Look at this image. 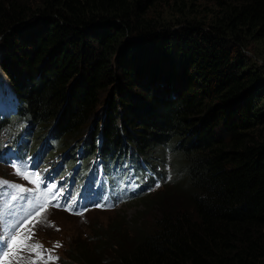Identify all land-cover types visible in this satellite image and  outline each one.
<instances>
[{
    "label": "trees",
    "instance_id": "1",
    "mask_svg": "<svg viewBox=\"0 0 264 264\" xmlns=\"http://www.w3.org/2000/svg\"><path fill=\"white\" fill-rule=\"evenodd\" d=\"M166 2L0 0V72L19 102L0 120V153L12 125L16 154L29 135L25 148L51 170L99 144L106 159L156 160L161 176L170 151L185 180L173 188L192 215L166 214L129 248L119 234L88 238L66 264H264V66L246 54L258 45L264 60V0H212L208 23L179 31Z\"/></svg>",
    "mask_w": 264,
    "mask_h": 264
},
{
    "label": "rangeland",
    "instance_id": "2",
    "mask_svg": "<svg viewBox=\"0 0 264 264\" xmlns=\"http://www.w3.org/2000/svg\"><path fill=\"white\" fill-rule=\"evenodd\" d=\"M167 1L163 3L165 8L164 11L162 10L166 21L178 24L177 22L182 20L180 25H174L176 27L173 31L186 28L189 23H208L212 17L210 11L215 9L212 0H177L179 3L181 1L185 3L186 10L191 11L186 12L188 16L182 18L175 10L177 8L175 0ZM255 47V51H246V54L249 58H253L256 66H264V60L254 55L259 51V46L255 45ZM2 59L3 48L0 44V61ZM5 77L9 82V78L6 75ZM5 93L12 96L8 88L5 89ZM107 94L103 95V100L108 96ZM12 100L4 97L0 99V103ZM51 126L52 124H48L46 128ZM14 129V126L8 125L6 134L1 140L10 154L0 159V202H5L4 206L0 207V240L6 241L10 247L4 249L7 255L0 253V264L46 263L43 258V248L29 238L32 230L37 240L49 245L60 244V260L55 258L51 264H66L69 262L70 251L73 248L74 250L80 248L88 238L99 241L108 235L119 234V241L129 248L134 242V235L154 229L166 214L177 216L184 212L189 215L193 213L186 199L175 191L177 188H173L176 184H184L185 180L179 175L170 151H166V157L172 162L171 168L176 182L163 187L151 197L168 188L171 189L170 194L140 202L141 199H137V195L145 185L147 174H144V170L148 173L152 172L147 163L143 171L134 170L130 176L116 164L106 166L102 158L73 153L65 164H59L54 168L51 178V169L47 171L42 155L32 159L34 170L29 166L28 160L33 151L24 146L27 136L22 138V158L14 159L12 162L14 147L10 141ZM158 153H156L157 157H159ZM71 161L74 162L73 167ZM170 176L168 172V177ZM65 181L75 186L78 191L86 189V195L93 193V188H105L102 189L99 203L89 209L82 205L74 209L69 207V203H64L65 207L58 211L63 203L50 202L51 193L47 188L55 193L56 201H61L66 198L60 187ZM116 183L122 184L113 185L111 188L112 184ZM20 187H27L30 189L29 193L20 190ZM33 192L36 194L34 200L22 197L23 195L32 197ZM14 240L17 243L11 246Z\"/></svg>",
    "mask_w": 264,
    "mask_h": 264
},
{
    "label": "bare ground",
    "instance_id": "3",
    "mask_svg": "<svg viewBox=\"0 0 264 264\" xmlns=\"http://www.w3.org/2000/svg\"><path fill=\"white\" fill-rule=\"evenodd\" d=\"M3 74L0 72V99L7 97L13 100L11 102H7L3 104L0 103V117H8L16 112L17 103H16V96H14V92L11 90L8 79ZM6 88H8V91L9 90L11 91L12 96L10 94L5 93Z\"/></svg>",
    "mask_w": 264,
    "mask_h": 264
},
{
    "label": "snow or ice",
    "instance_id": "4",
    "mask_svg": "<svg viewBox=\"0 0 264 264\" xmlns=\"http://www.w3.org/2000/svg\"><path fill=\"white\" fill-rule=\"evenodd\" d=\"M46 186V185H45ZM156 187H159V184L156 185ZM17 243V241H13V244L11 246H15ZM5 247H10L6 241L4 240H0V253H4V249ZM5 255H7V253H4Z\"/></svg>",
    "mask_w": 264,
    "mask_h": 264
},
{
    "label": "water",
    "instance_id": "5",
    "mask_svg": "<svg viewBox=\"0 0 264 264\" xmlns=\"http://www.w3.org/2000/svg\"><path fill=\"white\" fill-rule=\"evenodd\" d=\"M0 40H1V39H0ZM9 85H10V87H11V90L14 92L10 80H9Z\"/></svg>",
    "mask_w": 264,
    "mask_h": 264
}]
</instances>
